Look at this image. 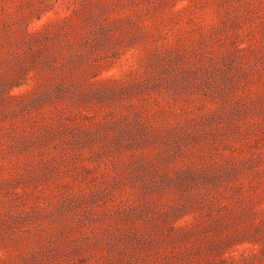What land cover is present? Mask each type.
Masks as SVG:
<instances>
[{
	"label": "rangeland",
	"instance_id": "obj_1",
	"mask_svg": "<svg viewBox=\"0 0 264 264\" xmlns=\"http://www.w3.org/2000/svg\"><path fill=\"white\" fill-rule=\"evenodd\" d=\"M0 264H264V0H0Z\"/></svg>",
	"mask_w": 264,
	"mask_h": 264
}]
</instances>
